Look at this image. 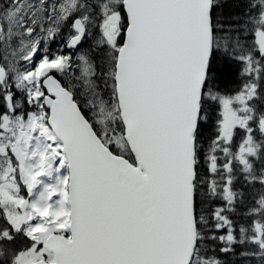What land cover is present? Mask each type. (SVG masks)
Listing matches in <instances>:
<instances>
[{
	"label": "snow or ice",
	"instance_id": "1",
	"mask_svg": "<svg viewBox=\"0 0 264 264\" xmlns=\"http://www.w3.org/2000/svg\"><path fill=\"white\" fill-rule=\"evenodd\" d=\"M0 264H264V0H0Z\"/></svg>",
	"mask_w": 264,
	"mask_h": 264
},
{
	"label": "trees",
	"instance_id": "2",
	"mask_svg": "<svg viewBox=\"0 0 264 264\" xmlns=\"http://www.w3.org/2000/svg\"><path fill=\"white\" fill-rule=\"evenodd\" d=\"M234 79H235V77H234ZM233 87L235 86V85H232Z\"/></svg>",
	"mask_w": 264,
	"mask_h": 264
}]
</instances>
